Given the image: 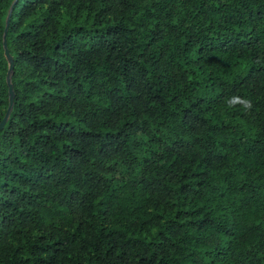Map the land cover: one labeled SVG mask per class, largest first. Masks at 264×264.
<instances>
[{
	"label": "trees",
	"instance_id": "obj_1",
	"mask_svg": "<svg viewBox=\"0 0 264 264\" xmlns=\"http://www.w3.org/2000/svg\"><path fill=\"white\" fill-rule=\"evenodd\" d=\"M7 44L0 264H264V0H16Z\"/></svg>",
	"mask_w": 264,
	"mask_h": 264
},
{
	"label": "water",
	"instance_id": "obj_2",
	"mask_svg": "<svg viewBox=\"0 0 264 264\" xmlns=\"http://www.w3.org/2000/svg\"><path fill=\"white\" fill-rule=\"evenodd\" d=\"M16 3V0L14 1L11 9H10V12L8 14V17H7V21H6V27H5V31H4V48H5V55H6V58L9 62V71H8V76H7V80H8V85H9V100H10V103H9V107L7 109V112L4 116V118L2 119V121L0 122V132L2 131V129L5 127L6 123L8 122L10 116H11V113H12V110H13V106H14V99H15V90H14V85L12 83V73H13V70H14V58L8 48V44H7V34H8V29H9V25H10V20H11V13H12V10L14 8V4Z\"/></svg>",
	"mask_w": 264,
	"mask_h": 264
}]
</instances>
